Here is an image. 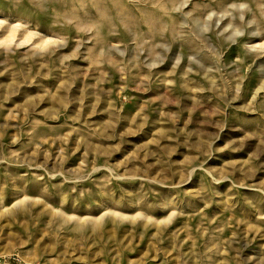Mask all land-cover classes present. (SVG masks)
<instances>
[{
	"label": "rangeland",
	"instance_id": "374dc122",
	"mask_svg": "<svg viewBox=\"0 0 264 264\" xmlns=\"http://www.w3.org/2000/svg\"><path fill=\"white\" fill-rule=\"evenodd\" d=\"M264 264V0H0V264Z\"/></svg>",
	"mask_w": 264,
	"mask_h": 264
},
{
	"label": "trees",
	"instance_id": "16d2710c",
	"mask_svg": "<svg viewBox=\"0 0 264 264\" xmlns=\"http://www.w3.org/2000/svg\"><path fill=\"white\" fill-rule=\"evenodd\" d=\"M8 261H11L13 263L19 264L18 260L14 257H11L10 259H8Z\"/></svg>",
	"mask_w": 264,
	"mask_h": 264
}]
</instances>
